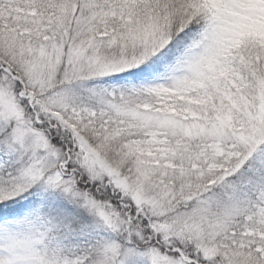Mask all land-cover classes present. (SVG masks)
Segmentation results:
<instances>
[{
    "label": "snow or ice",
    "instance_id": "obj_1",
    "mask_svg": "<svg viewBox=\"0 0 264 264\" xmlns=\"http://www.w3.org/2000/svg\"><path fill=\"white\" fill-rule=\"evenodd\" d=\"M0 264H264V0H0Z\"/></svg>",
    "mask_w": 264,
    "mask_h": 264
}]
</instances>
